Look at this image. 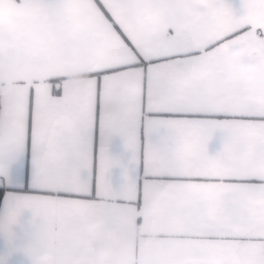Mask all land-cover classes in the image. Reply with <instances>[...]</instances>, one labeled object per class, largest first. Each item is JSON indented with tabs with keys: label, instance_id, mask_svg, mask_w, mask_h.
Returning <instances> with one entry per match:
<instances>
[{
	"label": "snow or ice",
	"instance_id": "obj_1",
	"mask_svg": "<svg viewBox=\"0 0 264 264\" xmlns=\"http://www.w3.org/2000/svg\"><path fill=\"white\" fill-rule=\"evenodd\" d=\"M248 41L264 61V0H0L8 248L264 264V76L228 56Z\"/></svg>",
	"mask_w": 264,
	"mask_h": 264
},
{
	"label": "crops",
	"instance_id": "obj_2",
	"mask_svg": "<svg viewBox=\"0 0 264 264\" xmlns=\"http://www.w3.org/2000/svg\"><path fill=\"white\" fill-rule=\"evenodd\" d=\"M251 41L233 45L228 49L229 58L235 63L236 69L239 73H255L258 77L264 76V61L251 59L248 57ZM65 64H79L80 59L72 56H65ZM10 66V65H9ZM73 83H79L81 77L73 76ZM250 86L261 91H264V79L258 78L250 82ZM218 143L213 141L210 144V151H215ZM122 148L120 142L114 141L113 151L119 152ZM5 202L2 199L0 204V213L3 212ZM41 249L51 252V258L46 261L38 260L36 257ZM56 241L51 235L43 238L36 246L34 253V264H54L56 258ZM0 264H33L32 260L22 251H12L8 248L3 236H0ZM145 264H147L145 260Z\"/></svg>",
	"mask_w": 264,
	"mask_h": 264
},
{
	"label": "clouds",
	"instance_id": "obj_3",
	"mask_svg": "<svg viewBox=\"0 0 264 264\" xmlns=\"http://www.w3.org/2000/svg\"><path fill=\"white\" fill-rule=\"evenodd\" d=\"M237 227V229L239 230L240 228H242V225H237L236 226ZM51 252H49V251H47V250H45V249H41L40 251H39V254L37 255V259L38 260H41V261H46V260H48V259H50L51 258Z\"/></svg>",
	"mask_w": 264,
	"mask_h": 264
},
{
	"label": "trees",
	"instance_id": "obj_4",
	"mask_svg": "<svg viewBox=\"0 0 264 264\" xmlns=\"http://www.w3.org/2000/svg\"><path fill=\"white\" fill-rule=\"evenodd\" d=\"M1 202H2V198H0V204H1Z\"/></svg>",
	"mask_w": 264,
	"mask_h": 264
}]
</instances>
